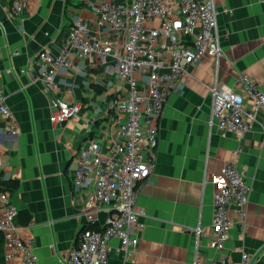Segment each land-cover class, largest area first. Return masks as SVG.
<instances>
[{
  "label": "crops",
  "instance_id": "crops-1",
  "mask_svg": "<svg viewBox=\"0 0 264 264\" xmlns=\"http://www.w3.org/2000/svg\"><path fill=\"white\" fill-rule=\"evenodd\" d=\"M92 1L100 0H29L13 19L9 1L0 0V87L18 130L7 133L6 119L0 115V178L18 181L11 198L19 208L15 221L21 234L33 240L38 264H67L92 194L91 188L75 186L73 159L80 144L95 137L115 116L109 103L123 84L116 71L104 70L97 56L72 55L53 91H46L37 79L38 52H57L74 19L88 21L94 35L109 33L106 27L99 28L89 6ZM214 2L223 54L218 62L204 56L192 64L170 95L156 121L155 169L135 205L138 243L127 252L118 237L112 238L108 264H192L197 254L224 255L238 263L246 252L264 251V111L257 113L244 134L210 129L207 124L214 83L239 89L237 77L246 74L264 90V0ZM158 24L157 19L150 23ZM57 98L80 101L81 112L52 123ZM229 161L245 166L252 189L243 221L232 205L235 223L224 249L218 250L210 242L212 177ZM100 218L104 221L105 211ZM198 226L203 229L200 237L195 234ZM2 237L0 231V264Z\"/></svg>",
  "mask_w": 264,
  "mask_h": 264
},
{
  "label": "built area",
  "instance_id": "built-area-1",
  "mask_svg": "<svg viewBox=\"0 0 264 264\" xmlns=\"http://www.w3.org/2000/svg\"><path fill=\"white\" fill-rule=\"evenodd\" d=\"M10 16L15 19L29 0H8ZM99 28L108 34H92L88 21L74 19L69 34L57 52L42 49L35 59L37 79L46 91L57 87V76L70 66L71 56H97L106 72L116 71L123 81L120 94L109 103L115 113L95 137L80 144L72 166L75 186L91 188L85 205L84 225L68 251L67 264H108L114 237L122 249L133 251L138 243L134 227L138 224L135 205L144 181L154 172L159 141L157 120L170 95L177 89L189 67L204 56L218 62L223 54L219 30V10L214 0H100L89 3ZM158 20L157 26L150 23ZM239 89L211 88L210 129L248 132L264 111V90L252 77L241 74ZM80 101L57 98L50 115L52 123L77 116ZM0 115L6 131L18 132L14 114L0 87ZM106 116V115H105ZM104 117V116H103ZM106 118V117H104ZM103 118V119H104ZM1 165V161H0ZM214 184L213 222L210 242L223 250L235 223V205L240 221L247 215L251 185L246 168L236 161L224 164L212 177ZM10 193L0 185V231L3 235L2 264H38L32 239L24 237L16 217L19 208ZM106 212L104 221L100 212ZM203 229L195 228L197 237ZM264 252V251H263ZM244 253L240 262L226 256L196 255L192 264H256L263 253Z\"/></svg>",
  "mask_w": 264,
  "mask_h": 264
},
{
  "label": "trees",
  "instance_id": "trees-1",
  "mask_svg": "<svg viewBox=\"0 0 264 264\" xmlns=\"http://www.w3.org/2000/svg\"><path fill=\"white\" fill-rule=\"evenodd\" d=\"M0 185L3 189L9 190L10 195L13 196L18 187V181L16 179L4 180L0 178ZM2 240H3V237H2ZM1 254H2V246L0 245V261L2 257ZM256 264H264V252L259 256V259Z\"/></svg>",
  "mask_w": 264,
  "mask_h": 264
}]
</instances>
